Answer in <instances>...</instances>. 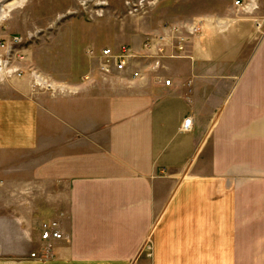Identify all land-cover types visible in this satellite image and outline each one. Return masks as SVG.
Returning <instances> with one entry per match:
<instances>
[{"label": "crops", "instance_id": "1", "mask_svg": "<svg viewBox=\"0 0 264 264\" xmlns=\"http://www.w3.org/2000/svg\"><path fill=\"white\" fill-rule=\"evenodd\" d=\"M212 17L159 79L0 85V264H264V25L232 5ZM208 136L209 188L156 178ZM48 222L62 239L32 259Z\"/></svg>", "mask_w": 264, "mask_h": 264}, {"label": "rangeland", "instance_id": "2", "mask_svg": "<svg viewBox=\"0 0 264 264\" xmlns=\"http://www.w3.org/2000/svg\"><path fill=\"white\" fill-rule=\"evenodd\" d=\"M124 1L1 0L2 11H10L4 20L0 19V39L16 35L23 40L24 59L20 66L24 76L34 72L65 88L76 85L95 67L94 61L83 54L88 48L135 45L164 24L209 18L213 12L223 13L233 4V0H163L153 12L132 17L125 14ZM34 90L40 91L36 87ZM199 143L181 173L157 174L156 178L169 180L173 190L174 185L180 184L197 190L209 188L210 137ZM201 203H205L204 197ZM144 250L143 254L149 257V241Z\"/></svg>", "mask_w": 264, "mask_h": 264}, {"label": "built area", "instance_id": "3", "mask_svg": "<svg viewBox=\"0 0 264 264\" xmlns=\"http://www.w3.org/2000/svg\"><path fill=\"white\" fill-rule=\"evenodd\" d=\"M162 1L126 0L123 3V8L128 16L137 17L153 12ZM232 8L243 16L256 18V29L263 27L264 0H233ZM260 13L263 15H259ZM216 23V17L210 16L187 23L164 24L158 32L144 35L137 46L136 44H123L114 47L107 46L98 50L88 48L84 52V56L86 59L94 61V69L102 76L125 75V78L131 82L142 80L145 75H153L159 79L161 72L165 70V62L184 57L186 44L190 40H200L212 28L216 30ZM229 25V21H221L220 32H225ZM23 46V40L16 35L0 39V85L24 76V69L20 66V62L24 59L21 52ZM29 75L33 79L34 86L40 91L54 94L61 88L34 72H30ZM82 80L88 81L89 74L84 75ZM162 84L165 87H170L172 82L170 79H163ZM180 131L182 133L192 131L190 118L183 121ZM39 237L43 247L41 251L31 253L30 258L39 261L51 260L54 242L62 239L58 224L56 222L41 224ZM149 249L150 247L147 251Z\"/></svg>", "mask_w": 264, "mask_h": 264}, {"label": "bare ground", "instance_id": "4", "mask_svg": "<svg viewBox=\"0 0 264 264\" xmlns=\"http://www.w3.org/2000/svg\"><path fill=\"white\" fill-rule=\"evenodd\" d=\"M22 1H23V0H22ZM2 10H3V9H2ZM2 10L0 11V19H1V20H4V18L7 16V14L9 13L10 10H8V9H6V10H4V11H2ZM1 20H0V21H1Z\"/></svg>", "mask_w": 264, "mask_h": 264}]
</instances>
